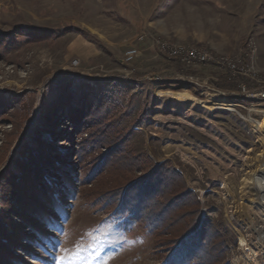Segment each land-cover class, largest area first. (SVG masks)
I'll list each match as a JSON object with an SVG mask.
<instances>
[{
  "label": "rangeland",
  "instance_id": "obj_1",
  "mask_svg": "<svg viewBox=\"0 0 264 264\" xmlns=\"http://www.w3.org/2000/svg\"><path fill=\"white\" fill-rule=\"evenodd\" d=\"M19 28L46 35L29 42ZM142 31L207 48L254 72L184 66L157 53L150 39L139 41ZM6 33L17 39L12 51L0 46V93L12 102L0 116V264H176L161 258L167 250H154L153 234L105 198L160 166L176 171L201 216L221 231L226 264H264V255L257 262L245 250L254 235L238 207L250 193L243 178L264 158V101L241 94L243 85L264 87V0H0V35ZM77 35L97 50L89 60L67 55ZM133 47L139 53L125 63ZM152 74L181 79L153 81ZM77 78L95 87L89 98H109L110 136L128 132L124 145L104 144L94 130L78 134L58 105L53 130L37 127L41 107L57 102L55 84ZM223 79L233 87L215 85ZM205 93L228 107L179 104L184 94ZM115 149L136 162L115 167L116 181L99 167ZM32 152L48 166L24 170L19 161Z\"/></svg>",
  "mask_w": 264,
  "mask_h": 264
},
{
  "label": "trees",
  "instance_id": "obj_2",
  "mask_svg": "<svg viewBox=\"0 0 264 264\" xmlns=\"http://www.w3.org/2000/svg\"><path fill=\"white\" fill-rule=\"evenodd\" d=\"M72 29L101 47L98 40H94L85 30L75 27ZM15 33L26 37V41L29 42L40 41L46 35L42 28H19ZM16 39L14 33L2 34L0 35V46L12 51ZM221 81L215 85L219 88L233 87V82L227 79ZM55 85L61 91L56 94L55 105L41 107L40 121L37 123L39 129L53 130L49 121L54 118L55 106L58 105L78 134L85 131L87 135L88 130H94L101 136L103 135L102 143L124 145L129 135L128 132H116L114 137L110 136L115 129L107 121L109 98L88 97L95 90L93 84L77 78L67 82L63 80ZM3 95L5 96L0 93V116L3 115L5 107L12 104L11 97L6 93ZM105 129H108L109 135ZM36 140L39 143L42 142L38 140V137ZM28 151L33 150L28 148ZM113 152L111 158L103 157L99 167L101 171L104 168L107 169L111 178L116 181L119 172L115 170V167H133L136 162L133 157L130 158L121 149H115ZM19 163L24 170H31L33 165H38V169H43L48 161L40 159L32 152L26 162L21 160ZM108 194L105 198L114 207L113 211L130 215L143 229L153 234V247L158 254L167 250L166 255L161 257L163 260L176 264H226V247L221 231L214 226L211 220L201 216L199 202L172 168L157 167L143 176L126 180L120 186L112 188Z\"/></svg>",
  "mask_w": 264,
  "mask_h": 264
},
{
  "label": "built area",
  "instance_id": "obj_3",
  "mask_svg": "<svg viewBox=\"0 0 264 264\" xmlns=\"http://www.w3.org/2000/svg\"><path fill=\"white\" fill-rule=\"evenodd\" d=\"M150 39V47L156 49V52L166 57L168 60H175L184 66H195V65H205L211 64L219 69H226L227 71L234 74L248 76L251 69H246L242 64L238 65L235 61L228 59L223 56H218L212 53L210 50L204 47L193 46L188 44H173L167 40L161 39L159 37L150 36L145 31H142L138 37L139 41H145ZM139 53L136 48H129L124 52L123 61L125 63H130L134 60L136 55ZM72 65H78V60H73ZM250 69V70H249ZM249 71V72H248ZM254 72V71H251ZM170 76V77H169ZM172 75H164L163 77L158 76V74L148 75V78H151L153 81H166L174 79L178 80L181 78L171 77ZM254 79L253 76H251ZM92 79V78H91ZM93 80V79H92ZM189 84L198 85L197 81L192 79L185 80ZM246 85L241 86V94H244L247 98L258 99L264 101V87H255L246 89Z\"/></svg>",
  "mask_w": 264,
  "mask_h": 264
},
{
  "label": "bare ground",
  "instance_id": "obj_4",
  "mask_svg": "<svg viewBox=\"0 0 264 264\" xmlns=\"http://www.w3.org/2000/svg\"><path fill=\"white\" fill-rule=\"evenodd\" d=\"M193 94H184L179 99V104L184 107L191 104L199 105L203 110H213L216 108L228 107L226 99L214 100L212 93H205L203 98H198ZM256 135L260 132L254 129ZM249 188L250 193L242 199L246 204L238 207L242 208L246 225L250 235H254V247L246 246L249 256L259 262V256L264 255V158L257 160L256 168L251 173L246 174L242 180V188ZM240 199L242 195H240ZM244 204V203H243ZM237 207V205H236ZM240 210V209H239ZM241 214V213H240ZM245 246V245H244Z\"/></svg>",
  "mask_w": 264,
  "mask_h": 264
},
{
  "label": "crops",
  "instance_id": "obj_5",
  "mask_svg": "<svg viewBox=\"0 0 264 264\" xmlns=\"http://www.w3.org/2000/svg\"><path fill=\"white\" fill-rule=\"evenodd\" d=\"M67 55H74L80 60H89L96 53V48L86 41L83 37L77 35L75 38H71L66 46ZM170 81L171 80H166Z\"/></svg>",
  "mask_w": 264,
  "mask_h": 264
},
{
  "label": "snow or ice",
  "instance_id": "obj_6",
  "mask_svg": "<svg viewBox=\"0 0 264 264\" xmlns=\"http://www.w3.org/2000/svg\"><path fill=\"white\" fill-rule=\"evenodd\" d=\"M54 203H55V200H54Z\"/></svg>",
  "mask_w": 264,
  "mask_h": 264
}]
</instances>
